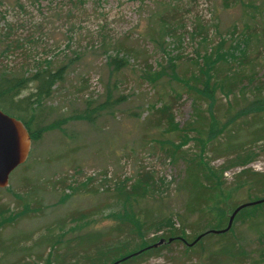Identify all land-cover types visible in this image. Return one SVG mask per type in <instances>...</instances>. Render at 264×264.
<instances>
[{"label":"rangeland","instance_id":"374dc122","mask_svg":"<svg viewBox=\"0 0 264 264\" xmlns=\"http://www.w3.org/2000/svg\"><path fill=\"white\" fill-rule=\"evenodd\" d=\"M208 53L222 55L214 64L220 73L230 69L240 75L232 94L216 89L213 108L230 109L226 115L232 116L253 99H263L264 0H0V75L28 77L36 69L64 67L62 79L34 112L43 126L40 138L0 187L5 217L0 264H80L81 259L64 256V244L71 233L108 235L115 222L108 216L112 212L138 215V225L126 226L131 236L124 235L137 244L172 229L191 238L192 228L212 223L214 213L204 217L185 206L188 195L179 189L185 159L173 153L184 131L189 138L180 150L194 156L199 139L207 137L204 129H187L197 127L195 114L206 116L208 105L196 111L180 80L196 73ZM110 57H123L125 64L114 69L106 65ZM107 93L117 101L93 110L91 121L84 118L87 103L97 107ZM164 103H170V122L181 133L166 122L153 125L154 109ZM262 116L251 110L236 121L250 119L255 127L264 123ZM249 131L235 133L232 143L248 140ZM250 146L241 167L264 172V140ZM212 155L204 152L206 158ZM241 167L223 172L226 186ZM140 171L150 177L145 196L122 206L117 189L131 186ZM256 222L264 228V218ZM116 234L112 230L111 237ZM40 235L48 242H32ZM255 236L254 228L237 221L226 238L252 248ZM78 239L80 253L87 244ZM224 240L211 234L186 257L182 244L171 242L138 264H210L207 254ZM245 260L264 264V256L255 252Z\"/></svg>","mask_w":264,"mask_h":264},{"label":"trees","instance_id":"16d2710c","mask_svg":"<svg viewBox=\"0 0 264 264\" xmlns=\"http://www.w3.org/2000/svg\"><path fill=\"white\" fill-rule=\"evenodd\" d=\"M212 54L213 53H208L202 56L200 63L197 64V72L183 76L180 80L184 88L191 94L196 111L198 110V106H201L203 103L208 105L206 116L200 112L195 114V119L198 122L197 127H190L189 125L187 129L189 130L192 128L196 132H199L200 129H204L206 130L207 137L205 139H199L200 148L197 150L198 156L191 154L190 150H180L181 146L184 145L189 138L187 137L188 134L186 131L183 132V135L179 136L180 141L173 147V153H180L181 158L185 159L184 171L186 177L179 185V189L188 195L185 206L190 208V212L200 214L204 217L207 216V214L212 215L214 213V215L210 217L212 223L202 228H192L196 233L191 238L184 236L182 234L183 230L181 229H172L160 235L159 238H164V243L152 247L150 245L159 238H147L139 241L137 244V240L134 241L133 237L126 238L124 236L129 232L126 227L127 225L128 228L133 229V227L140 223V218H137L138 215H135V212L131 210L122 213L112 212L108 216H112L115 222L110 225V230L111 232L114 230L118 233L116 237H111V232H108L107 235L97 230L87 234L74 235L71 233V237L63 246L64 256L81 259L82 262L80 264H138L146 256L166 247L168 243L180 242L186 257V255L188 256L193 252L192 248L194 246L214 233H205L192 245H188V243L193 241L196 235L209 228L221 229L225 227L228 216L236 205L245 201L264 197V172L254 171L250 167H241L246 163L245 158L251 153L250 144L262 142L264 140V123L251 127L249 126L251 125L250 119L236 121L239 116L248 114L251 110L263 112L264 116V98L258 101L253 99L244 105V107L236 110L232 116L226 115L230 109L223 110L220 108H213L214 103L212 99L216 89L232 94L236 89L235 86L237 82L240 80V75L238 70L231 71L230 69L224 73H220L219 69L217 66H214V64H217L218 58L221 59L223 57L221 54H217L213 57ZM124 64L125 60L123 57H110L106 63V65H113L114 69H118ZM63 70V66L55 70L44 67L36 69L28 77L0 75V109L22 122L28 133L30 146L33 141L40 138L43 130L41 121L39 123L40 119L37 120V115H34V112L41 102L49 96L52 87L62 79ZM170 71L172 72L171 69ZM161 73H163V71ZM29 83H32L31 90H29L27 94L21 96V92L27 88ZM258 95H260V93ZM116 101L117 99H111V95L107 93L105 101H102L97 107L90 108V102H88L86 106L87 109L84 111V118L91 121L94 116L91 115L93 110L99 106L101 108L110 107L111 104ZM154 111L157 112L156 119L153 122L154 126H166L170 124L169 128L172 127L173 130L175 129L178 132L181 131L173 127L170 122L172 119L170 116V103H164L155 108ZM221 116H224V119H222ZM32 125H34V128H31ZM248 127L250 129L249 139L239 143H232L231 140L235 138V133L245 130ZM207 150L213 154L211 156L212 158H206L204 156V152ZM222 157L224 159L217 166L210 165L212 159ZM236 166L241 168L233 173L230 184L226 186L222 174L225 170ZM149 180L150 177L147 172L140 171L133 180L134 182L132 185L129 186L130 189L129 187L127 189L123 187L118 188L117 194H119L121 198L122 206L128 201L136 202L139 198L144 197L149 186ZM240 192H242V197H235V195ZM3 208L4 207L0 205V224L5 220V217H3ZM15 215L17 214L15 213ZM85 215L88 216L89 213L86 212ZM260 218H264V201L238 210L232 219L233 224L230 225L229 229L215 234L218 238H225V240L224 243L213 252L207 254L206 261L210 262V264L212 262L221 264V262L223 263L226 259H230L233 260L232 262L234 264H245V259L254 252L256 255L264 256V228L259 229L258 227L261 223L256 222V220ZM117 219L118 221L116 222ZM237 221L240 223L246 222V225L254 228L256 233V245L254 247L247 248L243 243H238L237 241L233 243L231 237L226 238V235L233 233V226ZM60 223L64 225V221ZM31 235L32 234H28L23 238H30ZM37 235H39V233ZM122 236L126 239L118 242L117 240ZM129 236H131V234H129ZM78 237H81L82 243L87 244V247H85V249L83 248V251L80 253L76 251L79 247L76 243L79 240ZM233 237L232 239L234 240ZM168 238H170L169 241H167ZM36 239L32 242H48L47 237H43V235L38 236ZM86 253H90V255L86 256Z\"/></svg>","mask_w":264,"mask_h":264},{"label":"water","instance_id":"95a60500","mask_svg":"<svg viewBox=\"0 0 264 264\" xmlns=\"http://www.w3.org/2000/svg\"><path fill=\"white\" fill-rule=\"evenodd\" d=\"M30 147V140L26 128L22 122L13 116H10L0 110V187L7 185L9 173L24 162ZM264 201V197L245 201L236 205L230 212L226 226L221 229L209 228L196 235V237L188 243L192 245L205 233H221L229 229L235 213L243 207L257 204ZM168 238L167 241H169ZM164 238H159L150 246L156 247L164 243Z\"/></svg>","mask_w":264,"mask_h":264}]
</instances>
